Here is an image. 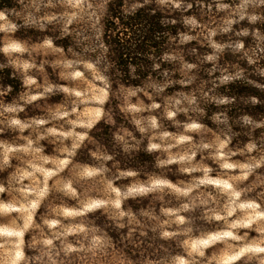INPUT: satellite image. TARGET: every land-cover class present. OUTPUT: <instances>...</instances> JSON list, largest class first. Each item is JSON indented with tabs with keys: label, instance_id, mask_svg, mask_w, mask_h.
Returning <instances> with one entry per match:
<instances>
[{
	"label": "clouds",
	"instance_id": "9594fccd",
	"mask_svg": "<svg viewBox=\"0 0 264 264\" xmlns=\"http://www.w3.org/2000/svg\"><path fill=\"white\" fill-rule=\"evenodd\" d=\"M0 264H264V0H0Z\"/></svg>",
	"mask_w": 264,
	"mask_h": 264
}]
</instances>
